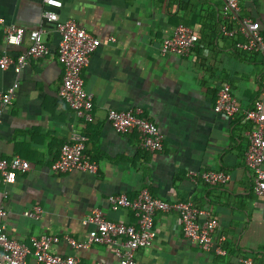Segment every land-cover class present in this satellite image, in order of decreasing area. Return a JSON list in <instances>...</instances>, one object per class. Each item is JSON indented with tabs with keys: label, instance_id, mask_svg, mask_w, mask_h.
Here are the masks:
<instances>
[{
	"label": "crops",
	"instance_id": "obj_1",
	"mask_svg": "<svg viewBox=\"0 0 264 264\" xmlns=\"http://www.w3.org/2000/svg\"><path fill=\"white\" fill-rule=\"evenodd\" d=\"M60 1L55 9L60 20L73 19L100 40L82 70L83 87L92 94L91 121L75 116L58 96L64 68L57 58L55 22L43 15L49 8L45 0H0V54L15 58L29 45L27 34L19 44L3 40L10 25L39 29L50 49L44 59L28 58L19 73L0 67V90L19 82L11 107L0 117V157L17 155L31 164L30 170L17 171L13 182L0 183L7 235L27 246L30 236L55 235L54 253L73 255L81 264H119L117 240L72 248L65 237L85 241L96 233L95 224L84 222L94 209L106 219L136 223L132 210H113L107 198L125 193L131 200L147 188L169 203L190 200L218 225L213 244L204 250L184 237L175 209L158 211L153 246L135 251L136 264H235L240 257L264 264V208L244 156L251 124L240 113L224 117L213 110L223 83L240 110L259 96L264 50H243L237 43L246 38L236 32L212 41L205 37L207 47L196 46L187 56L161 54L162 40L175 26H191L200 34L210 25V12L225 20L224 0ZM238 1L236 14L258 21L264 38V0ZM130 107L141 108L156 124L163 136L160 151L141 148L134 129L125 134L113 129L107 110ZM74 132L85 135L83 155L97 164L95 172L50 168ZM203 170L230 178L218 185L191 179ZM35 206L41 209L37 218L23 214ZM222 235L226 253L216 251ZM25 264L39 263L28 255Z\"/></svg>",
	"mask_w": 264,
	"mask_h": 264
},
{
	"label": "built area",
	"instance_id": "obj_2",
	"mask_svg": "<svg viewBox=\"0 0 264 264\" xmlns=\"http://www.w3.org/2000/svg\"><path fill=\"white\" fill-rule=\"evenodd\" d=\"M49 6L43 15L54 21L59 35L57 43V58L63 65L64 72L58 86V96L72 110L73 114L85 121L92 120V94L83 87L82 70L87 66L91 54L99 46L100 40L87 32L73 19L60 20L55 9L61 6L60 0H45ZM238 0H224L223 12L229 19L237 20ZM236 28H228L226 24L220 26V33L232 36L240 32L246 40L237 43L243 49L264 50V38L260 33L259 22L243 17L237 20ZM27 34L29 45L24 52L15 58L8 53L0 54V67H12L19 73L27 64L28 58L44 59L50 53L48 45L41 38L39 29L28 32L23 27L10 25L5 28L3 40L8 44H19ZM109 39H113L111 36ZM198 42V36L191 26L179 24L174 27L172 34L165 37L161 44V54H175L187 56ZM19 82L14 79L5 89L0 90V117L11 107ZM264 78L259 96L252 104L240 110L235 98L230 92V86L223 83L217 90L213 110L224 117H233L240 113L246 122L251 124L244 151L245 161L252 172L254 194L259 198L264 208ZM241 111V112H240ZM107 120L118 133H127L134 129L138 132L141 148L156 152L162 149V133L156 124L141 115V108L127 109L109 108ZM82 133L74 132L69 141L64 142L58 156L50 165L52 171L65 173L73 170H87L95 172L97 164L83 155L84 141ZM31 164L20 156L9 159L0 157V183L14 181L17 171L30 170ZM191 173V179L201 180L209 185L225 184L230 175L223 171L203 170L196 177ZM6 196V194L4 195ZM110 208H129L136 217V223L125 224L104 218L100 210L94 209L84 222H92L96 226V233L89 234L85 241L75 240L66 236L72 248H82L91 242L107 243L118 241L114 255L119 264H136L134 253L138 248L153 246L156 232L154 229V215L158 211L166 212L173 208L178 212L181 231L185 238L204 250L213 244L218 221L208 212L199 209L190 200L175 203L166 202L154 197L147 188L141 189L133 199H128L125 193H113L107 198ZM41 209L35 206L31 210H24L23 214L37 218ZM6 210L0 207V264H25L26 257L32 255L39 264H81L73 255H60L52 252L51 245L58 241L55 235L41 234L30 236V246L21 244L7 235L1 220ZM199 215L203 219L199 220ZM223 235L216 245L218 253H226L222 245ZM95 264H108L97 262ZM235 264H251V259L240 257Z\"/></svg>",
	"mask_w": 264,
	"mask_h": 264
},
{
	"label": "trees",
	"instance_id": "obj_3",
	"mask_svg": "<svg viewBox=\"0 0 264 264\" xmlns=\"http://www.w3.org/2000/svg\"><path fill=\"white\" fill-rule=\"evenodd\" d=\"M210 14H211V18H212V20L210 21V25H207V28L203 29L200 32V34L196 33L198 36V42H197L196 46H198V47L200 46L199 50L204 49V47L205 46L207 47V44H209L207 41L203 42L205 37H208L209 38L208 40L212 41V39L215 38L216 35L221 34L220 33V26L222 24H226L228 28H234L236 26V21L242 18L239 16V14H237V18H236L237 20L225 18V20L222 19L223 21H221L219 14H216L214 12L213 13L210 12ZM237 34L242 35L239 31ZM248 51H253V50H248ZM222 244H225V243L222 242ZM225 246H226V244H225Z\"/></svg>",
	"mask_w": 264,
	"mask_h": 264
}]
</instances>
